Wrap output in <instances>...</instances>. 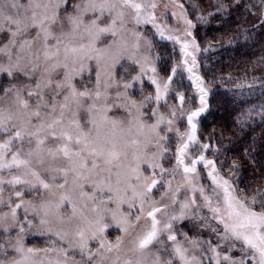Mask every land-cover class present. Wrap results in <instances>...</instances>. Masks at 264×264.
I'll use <instances>...</instances> for the list:
<instances>
[{
	"label": "snow or ice",
	"instance_id": "snow-or-ice-1",
	"mask_svg": "<svg viewBox=\"0 0 264 264\" xmlns=\"http://www.w3.org/2000/svg\"><path fill=\"white\" fill-rule=\"evenodd\" d=\"M171 2L182 29L161 23L160 0H0V264H264V180L241 188L235 161L226 175L206 155L200 57L215 49ZM243 6L264 30V0ZM156 35L179 45L166 78ZM185 220L197 235L177 231Z\"/></svg>",
	"mask_w": 264,
	"mask_h": 264
},
{
	"label": "trees",
	"instance_id": "trees-1",
	"mask_svg": "<svg viewBox=\"0 0 264 264\" xmlns=\"http://www.w3.org/2000/svg\"><path fill=\"white\" fill-rule=\"evenodd\" d=\"M179 1L196 24L193 32L201 47L212 44L215 49L207 59L200 57V75L212 92L210 110L198 118V137L218 149L214 157L219 166L222 162L226 175L234 161L238 164L236 182L241 188L255 185L264 180V119L259 115L264 87L259 80L253 88L237 89L236 85H247L253 78L264 79V30L259 28L258 18L249 15L243 6L249 0H241L240 7H229L227 12L217 11L216 4L232 5L234 0ZM209 12L214 15L206 22L197 20V16ZM241 29L252 33L249 40L243 39ZM166 49L163 47L162 53ZM166 59L163 55L162 68L168 74Z\"/></svg>",
	"mask_w": 264,
	"mask_h": 264
},
{
	"label": "rangeland",
	"instance_id": "rangeland-1",
	"mask_svg": "<svg viewBox=\"0 0 264 264\" xmlns=\"http://www.w3.org/2000/svg\"><path fill=\"white\" fill-rule=\"evenodd\" d=\"M160 4H161L160 12H165L164 5H167V11L165 12V17L161 21V23H166L169 27H172V28H181L182 29L184 27L182 22L178 21L177 18H174L171 16L172 11H177V13H179V9L175 8V6L172 4L171 0H160ZM147 28L150 30V32H154V30L151 29L150 25H148ZM163 47H165L167 49L165 52L162 53ZM161 53H162V55H161ZM152 55L159 57V59L157 60V65H158L157 71H158V74L160 77L166 78V76L168 74H170L171 66L177 62V60L180 56L179 45L175 44L173 41L162 40L159 38L158 35H156V36H154V51H153ZM163 55L167 58L166 64H169L168 74H166L162 68V63H163L162 62V56ZM132 71H133V74H135V71H137V70L133 69ZM183 85H184V88L181 90L182 91L187 90L188 95L195 97L196 103L198 104V96H196L195 87H193L191 84V81H189L187 79V73H183ZM136 88L138 90L140 88V85L137 84ZM154 90H155V86L151 85V83L147 80V78H145L144 79V95H147L150 92L154 93ZM137 98L138 99L140 98L138 91H137ZM169 103H171V101H169ZM161 111H166V109L162 108ZM184 127H186V121L184 122V126L181 127L180 130L183 131ZM172 143H173V147H174V145H175L174 134H173V142ZM214 149H216V148H214ZM196 154H198V153H196ZM206 155L210 159H215L212 149L209 150L206 153ZM198 167L202 168V165H200ZM204 179L205 180L207 179L206 173L204 174ZM176 229H177V231L187 232V234L189 236H194V235H197L199 233V225L193 220H185L182 222H178L176 225ZM116 234H117L116 231H112L110 238H114ZM204 235L207 236L208 233H204ZM26 243H28L29 246H36V247L45 246V240H44V238H42L40 236H29L26 240Z\"/></svg>",
	"mask_w": 264,
	"mask_h": 264
}]
</instances>
